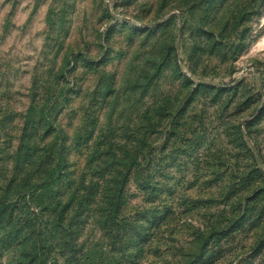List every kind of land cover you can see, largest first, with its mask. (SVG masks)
<instances>
[{
    "label": "rangeland",
    "instance_id": "1",
    "mask_svg": "<svg viewBox=\"0 0 264 264\" xmlns=\"http://www.w3.org/2000/svg\"><path fill=\"white\" fill-rule=\"evenodd\" d=\"M0 264H264V0H0Z\"/></svg>",
    "mask_w": 264,
    "mask_h": 264
},
{
    "label": "trees",
    "instance_id": "2",
    "mask_svg": "<svg viewBox=\"0 0 264 264\" xmlns=\"http://www.w3.org/2000/svg\"><path fill=\"white\" fill-rule=\"evenodd\" d=\"M142 182H143V181H142ZM143 183H144V184H142V185H143V187H146V188H147V187H148V184H147V182H146V181H144ZM41 187H43V186H41Z\"/></svg>",
    "mask_w": 264,
    "mask_h": 264
}]
</instances>
